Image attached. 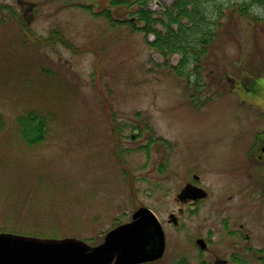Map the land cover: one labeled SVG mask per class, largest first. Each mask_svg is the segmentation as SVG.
<instances>
[{
  "label": "rangeland",
  "instance_id": "1",
  "mask_svg": "<svg viewBox=\"0 0 264 264\" xmlns=\"http://www.w3.org/2000/svg\"><path fill=\"white\" fill-rule=\"evenodd\" d=\"M222 1L234 7L197 93L171 67L181 54L167 64L149 45L136 6L0 0V232L93 246L142 206L167 220L190 160L251 120L233 84L264 74V0ZM172 2L145 7L160 15ZM30 112L46 120L40 134L19 123ZM195 221L164 223L166 253L152 264L195 254Z\"/></svg>",
  "mask_w": 264,
  "mask_h": 264
},
{
  "label": "flooded vegetation",
  "instance_id": "2",
  "mask_svg": "<svg viewBox=\"0 0 264 264\" xmlns=\"http://www.w3.org/2000/svg\"><path fill=\"white\" fill-rule=\"evenodd\" d=\"M233 88L251 120L240 122L234 137L206 143L202 159L186 165L174 197L177 207L161 223L180 229L187 216L196 219L190 240L195 254L175 264H264V74L254 76L250 86L240 79ZM186 187L195 193L181 195ZM165 240L163 256L143 264L164 257Z\"/></svg>",
  "mask_w": 264,
  "mask_h": 264
},
{
  "label": "water",
  "instance_id": "3",
  "mask_svg": "<svg viewBox=\"0 0 264 264\" xmlns=\"http://www.w3.org/2000/svg\"><path fill=\"white\" fill-rule=\"evenodd\" d=\"M193 192L186 187L181 195ZM165 237L159 218L142 206L131 221L111 229L101 243L93 246L73 237L39 238L0 232V264H142L162 257Z\"/></svg>",
  "mask_w": 264,
  "mask_h": 264
},
{
  "label": "trees",
  "instance_id": "4",
  "mask_svg": "<svg viewBox=\"0 0 264 264\" xmlns=\"http://www.w3.org/2000/svg\"><path fill=\"white\" fill-rule=\"evenodd\" d=\"M149 1L112 0V3L137 7L133 13L144 21V25L138 29L146 34H154V40L149 41V45L164 57L167 64L172 54L180 53V62L171 67L174 73L187 79L188 88L194 86L193 89L198 93L206 83V77L212 74L208 71L210 52L222 27V18L227 9L234 7V3L222 0H173L162 14L155 15V11L145 7ZM245 7L246 3L241 10L247 13ZM131 21L136 26L133 19ZM191 96L194 97V92ZM18 120L22 126L32 121L37 123L39 134L46 125L45 118L33 112L20 116ZM3 126L4 120L0 112V129ZM25 135L29 143L35 142L27 133Z\"/></svg>",
  "mask_w": 264,
  "mask_h": 264
}]
</instances>
